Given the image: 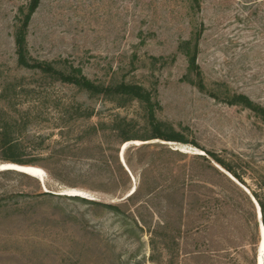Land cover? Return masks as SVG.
I'll use <instances>...</instances> for the list:
<instances>
[{
    "label": "rangeland",
    "instance_id": "rangeland-1",
    "mask_svg": "<svg viewBox=\"0 0 264 264\" xmlns=\"http://www.w3.org/2000/svg\"><path fill=\"white\" fill-rule=\"evenodd\" d=\"M198 1L41 0L27 35L35 60L150 92L157 121L188 142L183 149L141 139L150 129L137 100L18 67L16 18L28 0H0V140H21L22 160L42 173L0 171V264L258 263L251 196L264 201V122L208 93L243 94L264 108V0ZM201 28L208 93L184 54ZM120 126L137 139L123 143ZM4 163L12 162L0 149Z\"/></svg>",
    "mask_w": 264,
    "mask_h": 264
},
{
    "label": "trees",
    "instance_id": "trees-1",
    "mask_svg": "<svg viewBox=\"0 0 264 264\" xmlns=\"http://www.w3.org/2000/svg\"><path fill=\"white\" fill-rule=\"evenodd\" d=\"M40 1L41 0H28V3L18 11V16L16 18L17 27L14 33L15 55L18 67L25 70L37 72L41 76L46 77L52 81L76 87L92 95H102L107 98H129L137 100L144 106L150 129V134H148L144 138L142 136L141 139L161 140L165 142L179 143L182 145H186L188 143L180 134L163 131L161 124L155 117V109L158 107V104L152 100L151 93L144 90L141 86L136 84H127L124 82L113 86L96 85L86 76H84L80 68L69 65L65 69L61 70L56 68L54 63L52 62L38 61L31 58L27 48L28 28L33 14L39 7ZM192 1L194 3V6L196 8H199V1ZM202 30L203 28L197 29L194 32L191 40L185 43L186 47L184 54L187 58L189 73L195 74L198 79L197 83L195 84L196 88L199 92L208 93L201 76L200 67L197 64L198 45L202 35ZM208 94L212 98L223 101L227 105L241 106L242 108L251 111L254 115H256L264 122V108L261 105L253 102L246 95L234 94L231 97L219 98V96L211 92ZM123 127L124 128L120 126L118 128V131H120L119 136L121 137V141L123 143L129 140L137 139L134 136L129 135V130L126 131L125 126ZM20 141L21 140L18 139H10L9 136L2 134V138L0 140V149L4 155V160L15 163L16 165L18 164L20 166L38 165L34 160H22V157L28 146H24ZM193 146L198 147L194 143ZM206 155L211 157L217 164L231 173L235 178H237L232 169L226 163H224L215 153L207 152ZM118 165L120 170H123L119 163ZM136 193L137 191L134 192V195ZM253 196L260 207L261 221L264 228V201H262L256 194H253ZM76 199L88 204L99 205L95 202H89L88 200H81L78 198ZM103 206L113 212H121L120 207L117 205Z\"/></svg>",
    "mask_w": 264,
    "mask_h": 264
},
{
    "label": "bare ground",
    "instance_id": "bare-ground-1",
    "mask_svg": "<svg viewBox=\"0 0 264 264\" xmlns=\"http://www.w3.org/2000/svg\"><path fill=\"white\" fill-rule=\"evenodd\" d=\"M181 147H184L183 149L190 148L189 146L182 145V144H181ZM193 149L194 150H197L196 148H193ZM0 169H2V170H8V169H11V170H19L21 172H26V174L31 175V176H36L38 178H41L42 177L41 171L37 167H34V166H20V165L11 164V163H4V164H0ZM231 178H232V176H231ZM259 221H260L261 226L263 228L262 221H261V216L259 218ZM263 231H264V228H263ZM258 252H259L258 264H264V237L262 239L261 244L259 242Z\"/></svg>",
    "mask_w": 264,
    "mask_h": 264
},
{
    "label": "water",
    "instance_id": "water-1",
    "mask_svg": "<svg viewBox=\"0 0 264 264\" xmlns=\"http://www.w3.org/2000/svg\"><path fill=\"white\" fill-rule=\"evenodd\" d=\"M126 145H128V144H126ZM126 145H125V144L123 145L122 150L125 149ZM120 158H121L122 166L125 168V170L127 171V173L131 176V174H130L128 168L126 167V165H125V163H124V160H123L122 155L120 156ZM0 171H16V172H19V173H22V174H26V172H21V171H19V170H11V169H8V170H2V169H0ZM229 177H230V176H229ZM230 179H232V178L230 177ZM232 180H234V179H232ZM134 190H135V189H132V190L130 191V193H129L128 196H130L131 194H133ZM75 196H76V195H75ZM251 201H252V202L254 203V205H255V208H256V215H257V219H258V221H259V218H260V216H261V215H260V207H259L258 203L255 201V199H254L252 196H251ZM263 237H264V231H263V228H262L261 223H260V221H259V238H260V244H261V242H262ZM257 264H258V263H257Z\"/></svg>",
    "mask_w": 264,
    "mask_h": 264
}]
</instances>
